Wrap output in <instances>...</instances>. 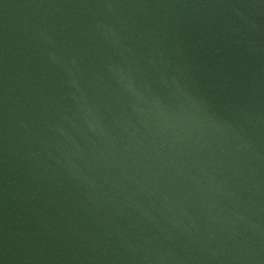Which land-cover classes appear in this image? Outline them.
<instances>
[{
  "label": "water",
  "instance_id": "water-1",
  "mask_svg": "<svg viewBox=\"0 0 264 264\" xmlns=\"http://www.w3.org/2000/svg\"><path fill=\"white\" fill-rule=\"evenodd\" d=\"M0 264H264V0H0Z\"/></svg>",
  "mask_w": 264,
  "mask_h": 264
}]
</instances>
